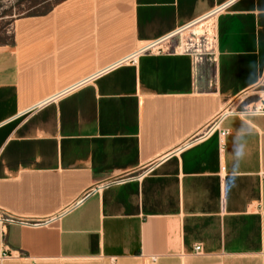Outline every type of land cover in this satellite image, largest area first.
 Instances as JSON below:
<instances>
[{
	"label": "crops",
	"instance_id": "obj_1",
	"mask_svg": "<svg viewBox=\"0 0 264 264\" xmlns=\"http://www.w3.org/2000/svg\"><path fill=\"white\" fill-rule=\"evenodd\" d=\"M207 18L214 60L173 52ZM3 34L0 211L44 223L0 264H264V114L237 112L264 0H60Z\"/></svg>",
	"mask_w": 264,
	"mask_h": 264
},
{
	"label": "rangeland",
	"instance_id": "obj_2",
	"mask_svg": "<svg viewBox=\"0 0 264 264\" xmlns=\"http://www.w3.org/2000/svg\"><path fill=\"white\" fill-rule=\"evenodd\" d=\"M58 1L60 0H0V38L4 37L3 33L10 29L16 17L45 11ZM212 30L213 20L207 18L183 30L172 41L179 45H189L192 49L190 53L195 54L196 44H202L204 37L211 39ZM200 51H203L202 47Z\"/></svg>",
	"mask_w": 264,
	"mask_h": 264
},
{
	"label": "built area",
	"instance_id": "obj_3",
	"mask_svg": "<svg viewBox=\"0 0 264 264\" xmlns=\"http://www.w3.org/2000/svg\"><path fill=\"white\" fill-rule=\"evenodd\" d=\"M195 49V61L201 60L204 56H208V59L214 60V52H215V35L213 33V36L211 39H208L207 37H204V41L202 44H196ZM200 47H202L203 51H200ZM167 51L170 50L168 47L166 49ZM173 52L179 51L182 53H190L191 47L189 45H179L174 48H172ZM239 115L246 116V115H252V114H264V83H263V89L260 93L257 94V99L254 102L248 103L243 105L238 111ZM221 134H225L224 131L221 132ZM149 168H145L144 170L140 171L137 176L143 175L144 173L148 172ZM44 223L43 221L33 220V219H23V218H16L14 216H10L5 214L4 212L0 211V229L2 230V236H3V228L6 227V225L9 224H19V225H38ZM5 251H8V253H5ZM195 253L200 252V246L194 247ZM22 252L19 251H12L9 250L3 243L0 247V259L4 258H20L22 257Z\"/></svg>",
	"mask_w": 264,
	"mask_h": 264
},
{
	"label": "bare ground",
	"instance_id": "obj_4",
	"mask_svg": "<svg viewBox=\"0 0 264 264\" xmlns=\"http://www.w3.org/2000/svg\"><path fill=\"white\" fill-rule=\"evenodd\" d=\"M212 32H213V30H212ZM210 34V33H209Z\"/></svg>",
	"mask_w": 264,
	"mask_h": 264
},
{
	"label": "flooded vegetation",
	"instance_id": "obj_5",
	"mask_svg": "<svg viewBox=\"0 0 264 264\" xmlns=\"http://www.w3.org/2000/svg\"><path fill=\"white\" fill-rule=\"evenodd\" d=\"M257 97V96H256Z\"/></svg>",
	"mask_w": 264,
	"mask_h": 264
}]
</instances>
